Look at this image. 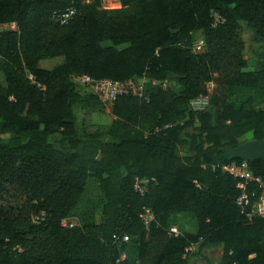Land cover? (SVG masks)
<instances>
[{
	"label": "trees",
	"instance_id": "1",
	"mask_svg": "<svg viewBox=\"0 0 264 264\" xmlns=\"http://www.w3.org/2000/svg\"><path fill=\"white\" fill-rule=\"evenodd\" d=\"M103 1L0 0V26L17 27L0 30V264H189L191 246L207 264L213 247L220 264H264V218L242 214L238 180L221 169L244 163L228 152L246 135L264 140V69L248 71L239 34L245 22L264 42V0ZM215 13L223 22L213 27ZM144 74L168 89L150 82V102L120 97L105 132L81 134L75 107L109 106L75 78ZM209 83L207 109L194 111ZM248 165L264 176V160ZM137 179L156 182L141 196ZM90 180L104 194L99 220L80 213ZM249 191L252 206L261 192ZM144 208L156 216L149 230ZM129 250L135 258L123 259Z\"/></svg>",
	"mask_w": 264,
	"mask_h": 264
},
{
	"label": "built area",
	"instance_id": "2",
	"mask_svg": "<svg viewBox=\"0 0 264 264\" xmlns=\"http://www.w3.org/2000/svg\"><path fill=\"white\" fill-rule=\"evenodd\" d=\"M75 15V8H71L65 13L60 14L58 16V20L62 25H64L67 24ZM213 18V27H216L218 24L223 22V18L219 13H215ZM1 27H7L3 30H17L15 24L11 26L2 25L0 26V29ZM194 49L195 51L202 50V43H196L194 45ZM29 79L33 84H37L35 77L32 74H29ZM75 82L88 88V90H90L94 96H96L102 103L109 107L113 106L114 103L122 96L134 97L145 102H150V97L147 94V84L151 82L152 85L158 86L162 90H167L170 84L168 80L163 82L151 80L145 74L140 79H129L126 81L96 79L91 76H81L75 78ZM38 86L43 88L41 85ZM213 89V84H207V95L201 96L191 102V106L194 111H205L207 109L209 105V98L213 92ZM160 132V129H156L155 132H152L151 134H158ZM221 169L223 172L238 180L237 188L241 191V194L237 200V205L241 209L242 214L245 215L249 221H252L255 216L264 218V176H256L250 169L248 162H244L242 164L232 163L224 165ZM155 182L156 179H137L135 183V191L141 196H145L149 192L150 185ZM252 184L257 185L258 190L261 192V199L258 203L251 206L249 189ZM140 220L149 230L153 223L156 222L155 213L149 208H144L143 212L140 214ZM44 221L45 213H41L40 215L34 217L35 223L40 224ZM63 225L67 226L68 224L64 222ZM75 226H77L76 222L68 225L69 228H73ZM168 234L173 238H177L181 235L176 227H171L168 230ZM116 241H121V238L116 237ZM123 242H129V238L127 236L123 237ZM194 248V246H191L187 249V252L193 251Z\"/></svg>",
	"mask_w": 264,
	"mask_h": 264
},
{
	"label": "rangeland",
	"instance_id": "3",
	"mask_svg": "<svg viewBox=\"0 0 264 264\" xmlns=\"http://www.w3.org/2000/svg\"><path fill=\"white\" fill-rule=\"evenodd\" d=\"M103 7L108 10L121 9L122 5L119 1H103ZM7 27H1L3 30ZM9 28V27H8ZM240 39L245 44V51L243 53L244 58L247 60L249 68L248 71H261L264 69V59L259 58V54L264 52V42H261L259 37L254 33V31L248 26L247 23L243 22L240 27ZM196 42H202L204 37L201 33L195 36ZM62 60L56 59L52 61L42 62L41 66L47 69H53L60 65ZM1 81V80H0ZM80 91L85 96H90L91 92L86 87L80 86ZM107 109H96V108H84L81 106L75 107V112L77 115V126L83 135L95 134L105 132L106 127L109 124L111 114L106 111ZM57 136L55 139H58ZM253 140V135H246L242 142H247ZM104 204V194L100 190L98 182L96 180H90L87 191L83 196L82 202L80 204V213H89L95 211V215L98 220L101 217V210ZM79 222L82 221L81 217ZM77 222V224L79 223ZM222 249L221 247L207 248L204 251V256L207 257L212 264H220L222 259ZM127 258V254H124L123 259ZM201 261L206 262L201 259ZM189 264H194V259L189 258Z\"/></svg>",
	"mask_w": 264,
	"mask_h": 264
},
{
	"label": "water",
	"instance_id": "4",
	"mask_svg": "<svg viewBox=\"0 0 264 264\" xmlns=\"http://www.w3.org/2000/svg\"><path fill=\"white\" fill-rule=\"evenodd\" d=\"M259 58L264 59V52L259 54ZM228 155L248 163L264 160V140L244 142L236 148L229 149Z\"/></svg>",
	"mask_w": 264,
	"mask_h": 264
},
{
	"label": "crops",
	"instance_id": "5",
	"mask_svg": "<svg viewBox=\"0 0 264 264\" xmlns=\"http://www.w3.org/2000/svg\"><path fill=\"white\" fill-rule=\"evenodd\" d=\"M107 1H119V0H107ZM119 4H121L120 1H119ZM106 111L111 114L109 124H108V126H109L112 123V121L115 119V117L112 114L111 107H108ZM221 249H222V247H221ZM194 250H195V248L193 249V251ZM206 250H207V248L203 250V255H204V251H206ZM193 251L190 252L191 255L189 256V258L194 259V264H207V262L201 261V259L199 257L192 255ZM127 256L134 259L136 255L132 250H129L127 253Z\"/></svg>",
	"mask_w": 264,
	"mask_h": 264
}]
</instances>
